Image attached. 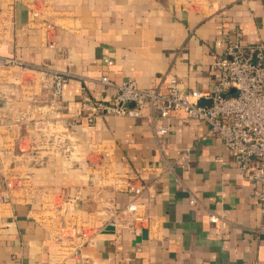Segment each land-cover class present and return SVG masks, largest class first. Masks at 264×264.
<instances>
[{
	"label": "crops",
	"instance_id": "1",
	"mask_svg": "<svg viewBox=\"0 0 264 264\" xmlns=\"http://www.w3.org/2000/svg\"><path fill=\"white\" fill-rule=\"evenodd\" d=\"M239 30L264 41V0H0V264H264L258 185L205 122L87 119L102 77L209 94Z\"/></svg>",
	"mask_w": 264,
	"mask_h": 264
},
{
	"label": "built area",
	"instance_id": "2",
	"mask_svg": "<svg viewBox=\"0 0 264 264\" xmlns=\"http://www.w3.org/2000/svg\"><path fill=\"white\" fill-rule=\"evenodd\" d=\"M17 63L13 59L3 61L5 66ZM106 64L112 65L110 61ZM215 70L217 82L209 94L187 92L171 75L167 77L170 88L166 93L158 88L141 89L134 80L114 84L108 77H102L99 83L114 88L116 95L109 105L93 104L88 122L92 124L101 116L136 119L145 108L164 120H169L175 112H182L187 119L205 122L210 133L232 154L245 178L258 185L254 197L264 211V41L249 45L244 42L243 33L236 31L225 39V51L217 59ZM55 79L56 94L60 95L66 80L62 75ZM200 99L211 100L212 104L200 106ZM126 104H133L135 108L126 109ZM167 132L168 128L163 127L157 130V135ZM184 159L187 161L188 157L184 156ZM189 204L197 205V199L192 198ZM136 210L137 206L130 204L126 209L114 212L107 226L116 229ZM79 257L76 250L74 258L79 261Z\"/></svg>",
	"mask_w": 264,
	"mask_h": 264
},
{
	"label": "water",
	"instance_id": "3",
	"mask_svg": "<svg viewBox=\"0 0 264 264\" xmlns=\"http://www.w3.org/2000/svg\"><path fill=\"white\" fill-rule=\"evenodd\" d=\"M212 104V101L211 100H206V99H200L198 100V105L200 106H210ZM125 108L126 109H129V110H132L134 109V105L133 104H126L125 105Z\"/></svg>",
	"mask_w": 264,
	"mask_h": 264
}]
</instances>
